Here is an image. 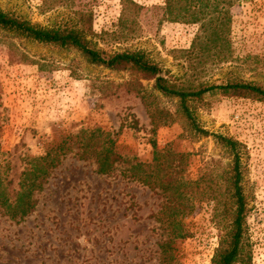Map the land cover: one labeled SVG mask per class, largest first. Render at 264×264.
I'll return each instance as SVG.
<instances>
[{
    "label": "rangeland",
    "instance_id": "rangeland-1",
    "mask_svg": "<svg viewBox=\"0 0 264 264\" xmlns=\"http://www.w3.org/2000/svg\"><path fill=\"white\" fill-rule=\"evenodd\" d=\"M131 1L142 10L125 27L119 22L121 0L54 2L52 9L45 0H0V11L40 27L73 25L79 12H88L93 32L88 39L106 55L144 52L161 76L194 86L239 79L264 88V0H235L229 9L232 58L218 64L188 57L198 24L165 20L164 0ZM9 44L16 54L12 61ZM131 78L127 71L91 65L74 49L0 31V160L21 172L23 157L41 156L80 130L101 129L135 163H151L155 141L159 149L189 155L186 175L192 180L218 179L229 176L232 156L213 135L231 138L241 148L244 254L250 256L237 264H264V104L226 97L193 102L196 123L209 134L204 136L191 129L176 99L159 95L152 81L143 80L149 101L168 113L167 124L153 134L141 98L119 89ZM70 143L71 151L33 194L36 206L26 218L10 221L0 208V264H161L158 245L165 234L155 216L163 196L131 180L126 164L97 174L94 160L79 159L78 144ZM211 209L197 203L182 218L190 236L173 244L179 264H211L220 239Z\"/></svg>",
    "mask_w": 264,
    "mask_h": 264
},
{
    "label": "trees",
    "instance_id": "trees-1",
    "mask_svg": "<svg viewBox=\"0 0 264 264\" xmlns=\"http://www.w3.org/2000/svg\"><path fill=\"white\" fill-rule=\"evenodd\" d=\"M72 0H45L48 9L54 2L67 5ZM70 2V3H71ZM69 3V4H70ZM120 26L131 25L140 15L142 7L131 0H121ZM235 0H164L163 17L171 23L198 24V32L187 52L199 62L212 64L231 61L229 55V35L231 17L229 9ZM73 25L40 27L28 21L0 11V31L16 38L44 45H54L64 49H74L91 65L113 71H127L131 75L128 82L119 89L126 94L140 97L153 127L165 125L168 113L153 106L141 81H152V89L159 95L176 99L182 115L196 133L208 136L200 129L191 110L193 102H204L210 97L249 99L264 104V88L256 83L239 79H227L214 85L194 86L179 79L161 76V68L141 51L118 52L106 55L88 39L93 35L92 15L79 12ZM132 27V26H131ZM7 53L10 60L16 56L9 44ZM13 47V48H12ZM12 48V50H11ZM19 58L26 57L19 53ZM19 62L24 63L25 61ZM217 143L227 149L232 156V167L226 178L211 175L192 180L186 175L188 154L174 153L170 147L162 149L151 141L153 159L151 163H135L116 151V141L101 129L80 130L74 136H67L59 144L46 149L38 157L22 158L23 169L18 172L8 160H0V208L10 221L26 218L35 208L33 194L43 188V182L55 169L61 158L70 151V141L78 144L81 160H94L96 173L109 174L118 164L127 165V176L152 191H158L165 202L155 216L161 224L165 239L158 245L161 264H179L173 244L190 236L182 218L190 215L197 203L210 204L211 218L220 234L219 247L215 250L211 264L246 263L250 256L244 254L246 243L243 238V223L247 203L242 190L240 144L221 135H213ZM229 219V220H227Z\"/></svg>",
    "mask_w": 264,
    "mask_h": 264
}]
</instances>
